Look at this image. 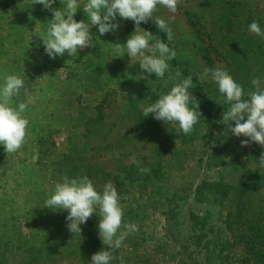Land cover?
I'll return each mask as SVG.
<instances>
[{"label":"trees","instance_id":"obj_1","mask_svg":"<svg viewBox=\"0 0 264 264\" xmlns=\"http://www.w3.org/2000/svg\"><path fill=\"white\" fill-rule=\"evenodd\" d=\"M205 5L202 13L193 15L186 11L191 31L199 40L194 50L199 64L181 57L168 33L157 28L151 19L141 22L155 39L176 53L167 61L169 68L164 77L145 71L136 77L122 73L116 81L113 79L114 86L101 87L98 101L91 107L93 113L81 119L83 129L79 135L69 136L61 146L52 134L39 137L37 162L44 165L40 175L48 177V186L36 192L28 190L25 205H31L20 215L21 222L4 217L6 211L0 207V264H91L93 254L109 250L99 236L98 209L80 225L81 232L73 234L67 227V210L44 207L56 183L63 182L64 177L83 176L93 182L97 191L113 182L123 210L122 225L134 224L138 215L133 213L135 208L126 209V203L137 207L150 190L166 200L170 232L181 248V256L173 258L176 264H264V168L259 161L264 147L257 144L249 156L254 158V167L246 169L234 156L226 161L228 155L223 153L228 146L230 152L235 151L240 137L233 135L228 126L221 130L223 112L230 105L224 102L214 81L201 79L205 69L221 68L242 86L245 99L249 91L256 90L252 85L254 78H259L260 87L264 88V38L248 31L252 22L264 30V0H205ZM84 17L81 6L74 19L79 22ZM187 77L193 81L188 91L199 105L197 108L195 100L190 99L188 107L201 115L191 133L185 135L177 130V124L156 120L154 114L144 117L146 107ZM199 128L211 137L217 130L223 134L231 132L216 137L222 141L220 145L209 138L210 161L213 160L209 165H226L228 174L233 171L230 167L242 170L236 180H227L222 174L211 183L204 181L195 191L198 194L203 187L213 194L224 210L219 220L223 228L215 222L213 212L188 208L183 200L186 194L165 199L162 190L172 166L177 162L184 164L182 148L195 140ZM222 149L224 152L219 153ZM133 157L140 168L149 171L141 173ZM144 241L140 234L130 232L119 249L111 250L110 264H157L155 254L141 250Z\"/></svg>","mask_w":264,"mask_h":264},{"label":"rangeland","instance_id":"obj_2","mask_svg":"<svg viewBox=\"0 0 264 264\" xmlns=\"http://www.w3.org/2000/svg\"><path fill=\"white\" fill-rule=\"evenodd\" d=\"M205 6V0H180L175 14L159 5L153 13L154 17L167 22L180 56L191 62L197 61L194 50L199 40L191 31L186 11L193 15L202 13ZM63 7L64 0H55L52 5L54 9ZM52 18L53 13L49 9L41 4L33 5L32 0H0V84H3L4 73L21 77L24 87L20 90V96L13 98L11 106L17 107L19 102H27L29 97L32 101L22 114L29 121L22 147L16 153H6L4 146L0 145V207L3 206L6 211L4 217L13 222H21L20 215L31 205H25L28 190L36 192L48 186V177L40 175L44 165L37 162L39 137L52 134L53 139L61 146L69 136L76 137L74 135L81 133V119L85 120L93 113L91 107L98 101L102 86H114V80L122 73L128 77L140 76L144 71L147 73L140 67L142 58L129 57L123 46L136 28L139 33L148 31L141 25L137 26L131 19H122L117 15L113 23H117L119 27L115 32L102 36L98 32V26H90L92 46L78 49L77 55L73 57L65 53L53 59L46 54L40 38L46 34L48 21ZM83 20L87 22V17ZM150 43H154V40H150ZM115 44L122 45V54L115 52ZM117 55L121 57L114 58ZM195 66L197 67L196 64ZM198 69L201 68L198 66ZM205 79L209 81L211 77ZM229 123L235 126V121ZM226 127L223 124L221 130ZM199 130L195 140L183 146V153L180 155L184 164L181 166L177 162L172 166L162 183V190H165V199H172L175 194L176 197L178 194H186L183 200L188 208L200 213H205L206 210L213 212L215 222L223 228V223L219 220L223 217L224 210L213 199V194L203 187L198 194L195 191L204 181L211 183L222 174L227 180H236L242 170L230 167L233 171L228 174L229 169L225 172L228 168L226 165H209L213 162L210 161L209 138L215 139L220 145L222 141L216 137L220 134L223 137L231 132L223 134L217 130L211 137L203 129ZM245 139L250 138L241 136L238 139L239 145L235 151L230 152L231 147L228 146L227 152L222 149L219 153L228 155L226 161L234 156L247 169L255 166L254 158L249 159V156L258 146L251 141L247 146H241V141ZM144 196L137 207H133L132 203L124 205L126 209L135 208L133 213H138L134 225L138 228L135 233L145 239L141 250L155 254V259H159L157 264H176L173 258L181 256V248L174 240L170 223L166 219L168 202L160 199L159 194H154L152 190ZM11 203L14 205H10Z\"/></svg>","mask_w":264,"mask_h":264},{"label":"clouds","instance_id":"obj_3","mask_svg":"<svg viewBox=\"0 0 264 264\" xmlns=\"http://www.w3.org/2000/svg\"><path fill=\"white\" fill-rule=\"evenodd\" d=\"M55 0H32V4H41L45 9L53 13V18L48 21L49 27L46 34L40 37L45 52L55 59L58 55L67 53L69 56L77 55L78 49L92 46L90 26H98V32L102 36L109 32H115L119 27L115 21L117 15L122 19H131L138 26L141 22L148 23L153 19L157 28L168 33V39H172L171 29L167 22L154 17L157 6H163L171 13L177 12L180 0H64L61 9L52 8ZM87 17V22H77L74 15L81 9ZM248 31L258 37L264 38V30L258 23L252 22ZM154 40V43H150ZM122 45L115 44V52L122 54ZM127 55L131 58L141 57L139 64L141 69L148 74L154 73L156 77H164L169 68L168 60L175 58V51L170 50L148 31H137L127 39L123 45ZM116 57H121L117 55ZM179 76L180 72L177 71ZM210 75L211 80L218 85L219 92L223 95L224 102L230 107L223 112L222 123L227 125L236 137H247L241 141V146H247L249 142H255L264 147V88L260 87L261 80L254 78L252 85L255 91H249L245 99V93L240 84L221 68L214 70L205 69L201 79ZM147 80V76L142 77ZM3 84H0V145L4 146L6 153H16L23 145L26 137V129L29 121L23 117V113L31 103L21 101L17 107L11 106L14 97L20 96V90L24 87V80L15 75L4 73ZM191 77L185 78L181 83L175 84L167 94L144 109L143 115L147 117L154 114L156 120L178 125V131L185 135L191 133L193 126L198 123L199 112L188 107L190 99L195 98L188 90L192 87ZM25 95L28 96L27 91ZM196 102V100H195ZM197 108L199 107L196 102ZM230 121H235L233 127ZM141 173H147L149 169L140 168ZM260 167L264 168V155L259 158ZM120 196L112 181L103 185L102 191H97L93 182L87 177H64L63 182H58L54 190L44 201V207L52 210H67L66 220L68 230L73 234L81 232L80 225L85 223L93 213L99 210L101 217L98 230L102 243L109 250H101L91 257V264H110L113 259L111 250L119 249L130 232L138 231L134 224H123V210L119 203ZM123 227L124 231H121Z\"/></svg>","mask_w":264,"mask_h":264}]
</instances>
